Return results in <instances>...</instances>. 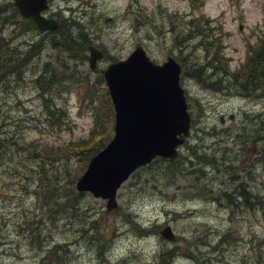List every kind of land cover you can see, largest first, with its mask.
Wrapping results in <instances>:
<instances>
[{"label":"rangeland","instance_id":"374dc122","mask_svg":"<svg viewBox=\"0 0 264 264\" xmlns=\"http://www.w3.org/2000/svg\"><path fill=\"white\" fill-rule=\"evenodd\" d=\"M9 2L0 0L1 4ZM51 12L66 23L79 21L90 43L105 54L93 69L87 58L76 59L75 55V59H67L70 77L59 84L53 101L48 102L57 111L56 124L46 121L53 114L49 111L48 115L47 101L33 85L25 87V92L17 88L16 96L13 87L0 85V121L4 116L16 120L28 115L26 126L15 135L11 124L0 127V139L7 137L0 144V264H36L40 256L49 258L45 252L55 244L59 245L57 254L63 255V261L55 264H76V258L81 260L77 264H103L91 249L89 239L94 238H105L106 255L122 260V264H158L155 254L168 243L176 244L179 253L191 254L189 258L181 254L176 264H264V136L249 138L252 142L235 137L246 120L264 125V86L253 93H229V87L214 89L205 82L226 74L216 70L207 78L214 69L200 67L212 56L207 55L203 39L214 45L213 51L221 50L229 72L242 65L249 43L255 49L261 46L264 0H51ZM197 17L209 21L202 19L203 27L198 29L194 25ZM27 35L31 37V33ZM138 44L157 63L173 56L182 65L180 82L193 120L187 144L181 147L186 159L173 179L169 181L167 170L166 177L158 175L154 180L158 186L152 187L144 182L152 174L141 168L136 178L132 174L117 190L119 207L142 225L156 226V232L147 235L139 234L121 212L107 211L105 200L90 192H83L75 206L61 205L78 192L75 182L87 165L84 153L65 146L89 136L95 110L111 132L102 141L113 134L101 69L125 58ZM49 46L48 37H44L40 48H45L37 58L40 63ZM85 53L88 56V51ZM9 79L17 80L15 75ZM57 80L42 82L40 90L47 93ZM65 83L71 84V90L65 92ZM89 91L95 102L86 105L81 99L85 100L83 94ZM18 96L29 97L26 113L11 111L10 104ZM63 110L64 115L60 113ZM204 127L221 136L213 140L219 154L207 170L193 161L195 151L190 148L197 146L201 152ZM102 131L105 133L103 126L99 133ZM157 162L165 166L161 160ZM137 178L141 180L135 183ZM223 189L228 190L229 198ZM250 189L254 198L252 204L245 205ZM93 221L99 226L92 225ZM166 224L174 231V241L159 234ZM182 236L186 242L180 240ZM191 246L196 248L197 258ZM68 248L71 256L64 253Z\"/></svg>","mask_w":264,"mask_h":264},{"label":"water","instance_id":"95a60500","mask_svg":"<svg viewBox=\"0 0 264 264\" xmlns=\"http://www.w3.org/2000/svg\"><path fill=\"white\" fill-rule=\"evenodd\" d=\"M25 16H31L41 29H54L57 22L40 11L47 0H14ZM89 66L94 68L103 52L89 45ZM179 63L168 57L159 64L137 45L124 59L102 69L115 108L114 136L91 157L76 181V188L106 199V208L117 206L116 192L138 167L155 156L175 158L178 146L189 134L191 118L184 89L180 84ZM173 239L169 225L160 230Z\"/></svg>","mask_w":264,"mask_h":264},{"label":"bare ground","instance_id":"6f19581e","mask_svg":"<svg viewBox=\"0 0 264 264\" xmlns=\"http://www.w3.org/2000/svg\"><path fill=\"white\" fill-rule=\"evenodd\" d=\"M9 4L10 3H3V4L0 3V51H3V50L6 51L9 58H11V60L9 62H11V65L14 67L12 69H6V70H3V68L0 67V85L2 83L5 85L7 84L6 89L9 87H13L14 90H12L13 91L12 95H14V96L17 95L16 94L17 88H24V89H22L21 92H25L26 91L25 87H28L29 85H33L35 92L38 93L39 95H41V98H43L44 101H47L46 110L48 112V115H49V111H50V113L53 114L52 117H50V115H49V117H47L46 121L51 123V124H56L57 119H58V116H56L57 111L55 109L54 104L49 105L48 102L53 101L52 95L54 94L56 89L58 90V88L60 87L59 84H62L63 82H65L66 79H68L70 77V75H67V72L70 71V63H68L67 59L73 60L75 58L73 56V53H68L67 51H62L60 49H57L56 47H53L52 43L50 42V46L48 47V55L46 56L45 60H42V63H40V60H37V58L40 56L41 52H43V48H45V47H41V48L39 47L38 48L37 46H40L44 37L42 36V34H40L38 32H34V30L31 27L27 26V25H29L27 23L30 22L31 19L29 16H25L20 12V8L18 7V5L16 3H13L11 6ZM69 9H71V8H69ZM14 17L17 19L16 23H13ZM79 24H80V22H79ZM28 33H31V37L27 35ZM24 36H27L29 38L27 39ZM52 52L54 53V55L52 54ZM52 56H54V57H52ZM78 58H80V57H77L76 59H78ZM53 64L55 65L54 67H52ZM12 75H15L17 80H10L9 77ZM52 78H58V80L55 84H53L51 86L49 91L44 94L40 90L39 85L42 82L51 80ZM103 81L106 85V88H107L106 92L108 94V97L105 100H107L106 106L108 105V107H109V112H108L109 113V119L111 121H113V134H112V136L110 137V139L108 141L107 140H106V142L102 141L106 137L105 134L107 133V131H108L107 137H109L111 135V132L108 129V125L102 123V121L99 118V113L96 112V110H95V115H94L95 125L93 127H91V131L89 132L90 133L89 136L86 138H80L76 141H70L65 146L66 150H68L69 145H74V146L78 145V146H76V148L73 151H79V153L81 151L82 153H84V151H83L84 145H82L81 143H91L92 140H95V142H97L96 140L98 138H100V143H103V145L99 148V149H102L113 138L114 133H115V131H114L115 108H114V103H113L111 96L109 94L108 86H107L104 79H103ZM63 86L67 87L65 92L71 90V88H72L70 83H65ZM31 89H32V87H31ZM83 97L86 99L85 100L81 99V100L83 102H85L86 105H88V103L92 104L93 102H95L91 93L85 92L83 94ZM28 98L22 99L21 97L18 96L17 97L18 100L15 101L14 104H10L11 111H14V110L15 111H23L26 113L29 110L28 105H27ZM48 108H49V110H48ZM8 112H9V107H8ZM8 112H7L6 116L8 115ZM60 113L64 115L65 111L63 110ZM32 116H34V115H32ZM19 118H17L16 120H14V119L10 120L4 116L2 121H0V127L4 128V127L11 124L12 128H13L12 131L14 132V135H15L18 133V131H20L21 128H24L26 126V120L28 118V115L22 116V119L20 118L21 120ZM27 126H28V124H27ZM102 126L105 130V133L102 131V133L100 134L99 131L101 130ZM98 127H99V129H98ZM207 129L208 128L204 127L202 130V131H204L203 133L205 135H203L201 137L203 139L201 140V145H200V151L201 152L199 154H203L206 157H210L212 155V152H214L218 156V154H219L218 146H216L213 143V140H216V139L220 140L221 136L218 135V133H216L215 131L207 130ZM256 136H264V125L252 124L251 122L246 120L243 124L242 130L239 129L238 134L235 137L247 140L251 137H256ZM5 138H7V137H5ZM5 138L3 137L2 139H0V144L3 143ZM248 141L252 142L253 140L249 139ZM207 149L211 150L212 152L207 153ZM69 151H71V150H69ZM97 152H98V150L89 154V157H87V158L85 156V160L87 161V165H88L91 157H93ZM199 154H196V156L198 157ZM179 155H180V153H177V156L175 158H177ZM192 156H195V155L193 154ZM158 158H165V157L157 155L150 162L145 164V166H150L149 170L147 172V175L152 174V172L154 170L158 169V164H157V161L159 160ZM203 163L205 165V170H207V168L212 167L211 163H209V162H203ZM87 165H86V167H87ZM154 167H157V168H154ZM139 169L140 168H137L132 173L133 176H135V178H136L137 174H134V173ZM213 171H215V170H213ZM132 174H130L129 177ZM129 177H127L121 185H124V183L129 179ZM139 180H141V179L137 178L134 182L138 183V182H140ZM144 180H146V181H144L145 183L147 182V184H152V187L158 186L154 183L151 176L148 177V179H144ZM159 186H161V185H159ZM223 192H224V195L229 198L228 190L223 189ZM248 194L249 195H248L247 199L243 203L245 205L246 204H252V199L254 198L255 193L253 194V192L250 189ZM115 200H116L117 206L113 207L112 209H109L107 211L121 212L122 215L124 216V213H126V212H125V209L119 207V203L117 202V194H116ZM236 205H240V204H236ZM127 213L130 215V217L132 219H135L134 216H132L129 212H127ZM124 218H125V216H124ZM135 220L138 223V225L140 226V229H136L132 224H130L129 221H127V222L136 231H138L139 234L147 235V234H150V233L153 234L154 232H156V226L154 224L150 225V226L142 225L137 219H135ZM180 240H182V238H180ZM185 240H187V239L183 238V241H185ZM89 241L93 242L91 249L93 250V253L95 254L98 261H100L103 264H122V260H120V261L112 260L106 255L107 252L109 251V249H108L107 245L104 243L105 238L103 240H101V239L98 240L97 238H94L93 240L89 239ZM37 243H41V242H37ZM202 244H204V242H202ZM175 246H176V244H173V245H170L169 243L168 244H162L160 249L158 250V252L155 254V259L157 260L156 262L158 264H176V259L178 257H182L183 255H187V254L179 253L177 247H175ZM196 246L198 247V245H196ZM55 248L58 249L59 246L55 244L52 248H50V247L47 248L45 253L48 255V257H49L48 259L40 256L34 262H36V264H45L46 261L52 263L53 259L51 258V254L53 252L50 254H48V253L52 249L55 250ZM167 248H169V249L173 248V252L171 254H169V256H168L169 261H163L162 262L160 260V253L163 249H167ZM64 253L67 256H71L72 255L71 254L72 253L71 248L65 249ZM181 254H183V255H181ZM188 256H190V254L187 255L186 257L189 258ZM28 257L30 258V256H28ZM195 257L196 258L198 257V255L196 254V248H195ZM75 262L77 264L78 262H81V260L79 258H76Z\"/></svg>","mask_w":264,"mask_h":264},{"label":"trees","instance_id":"16d2710c","mask_svg":"<svg viewBox=\"0 0 264 264\" xmlns=\"http://www.w3.org/2000/svg\"><path fill=\"white\" fill-rule=\"evenodd\" d=\"M192 1L196 2L197 0H192ZM9 5L11 6L12 3H10ZM202 19L204 18L197 17L194 19L195 21L194 25L196 26V28L200 29L203 27L201 26L204 24ZM204 21L208 23L209 19L207 20L204 19ZM27 24H29L27 26L31 28L34 27L32 21L28 22ZM204 31L205 30H202L200 33H204ZM54 32L55 34L53 33L48 37V40H50L53 47H56L57 49H60L62 51H67L68 53H73L74 57L75 55H77V57H80L81 60L87 58L85 52L88 50L87 45L91 41L87 36V32L84 31V27L81 24H79V21L76 20L74 22L70 21L69 23H66L64 19L60 20L59 28ZM56 33L58 34V36ZM204 41L206 40L203 39L202 45L204 46L207 55L210 56L212 54V56L210 57L209 61H207L205 64H203L200 67L204 66L203 67L204 69L207 68L214 69L213 72L207 76V78H210L211 75H213L216 70L222 71L223 73L226 74V76L219 78V80L218 78H214L209 82L208 81L205 82V79L202 78L203 82H205L207 85L211 87H214V89H222L223 87H229L230 91L235 90L236 92L238 91L241 93H253L258 88L264 86V39L261 42V46H259L257 49L253 48L252 45H249L248 53L242 65L238 68V70H234L230 72L226 70L227 65L225 63V58L221 53V50L215 48L213 51V49L211 48L212 44ZM37 47L39 48L40 46ZM10 60L11 58H9L6 51L4 50L0 51V67L3 68V70L12 69L14 67L11 65V62H9ZM199 70H202V68H199ZM196 75L199 76L200 74H196ZM84 84H86L88 90L89 89L92 90V87L88 82L84 81ZM221 84L223 85L222 87ZM88 93L92 94V92L90 91ZM107 135H108V131H107ZM96 141L97 142H95V140H92L91 143H81L82 145H84L83 151L86 158L89 157V154L97 151L103 145V143H100V138H98ZM76 146L69 145L68 150L73 151L76 148ZM190 148H192L195 151L194 153L195 156H193L194 157L193 161L195 163H198V165H201L200 169H205V165L203 162H209L213 167L212 159L214 157L215 158L217 157V155L214 152H212V155L210 157H206L203 154H199V152L197 151V146L193 148V146L191 145ZM196 154H199L198 157L196 156ZM158 159L164 162L165 166H158V169L153 171L154 174L152 172V176H151L152 180L154 181L155 179H157L158 175H160V177H166V171L168 170L171 173L170 176L168 177L170 181V177L171 179L174 178V172L177 169L181 168L182 162L185 161L186 157L181 152L180 155L175 159H164V158H158ZM149 167L150 166H143L141 168H147V170H149ZM138 172L139 170H137L135 174H137ZM83 194L84 193L80 191L75 192L74 194L68 196L63 202H61V205L63 207L68 205L75 206L74 204L78 202V198L80 199L83 196ZM124 216L126 220L129 221L130 224H132L136 229H140V226L138 225L136 220L132 219L128 213H124ZM92 225L99 226V224L96 223L95 221L92 222ZM183 238L184 237L182 236V240ZM191 249L195 250L193 246H191ZM172 252H173V248L163 249L160 253V260L162 262L169 261L168 256ZM50 253H52L51 258L53 259L54 264L63 261V255L61 254L62 256H60L59 254H57L56 248L55 250L52 249L48 254Z\"/></svg>","mask_w":264,"mask_h":264}]
</instances>
